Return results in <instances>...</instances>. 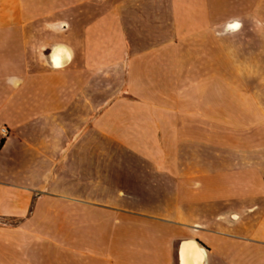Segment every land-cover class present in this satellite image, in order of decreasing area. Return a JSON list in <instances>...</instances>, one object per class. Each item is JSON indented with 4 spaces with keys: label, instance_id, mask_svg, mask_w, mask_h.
<instances>
[{
    "label": "crops",
    "instance_id": "obj_1",
    "mask_svg": "<svg viewBox=\"0 0 264 264\" xmlns=\"http://www.w3.org/2000/svg\"><path fill=\"white\" fill-rule=\"evenodd\" d=\"M253 26L264 0H0V264H264V139L234 132L264 66H217Z\"/></svg>",
    "mask_w": 264,
    "mask_h": 264
},
{
    "label": "rangeland",
    "instance_id": "obj_2",
    "mask_svg": "<svg viewBox=\"0 0 264 264\" xmlns=\"http://www.w3.org/2000/svg\"><path fill=\"white\" fill-rule=\"evenodd\" d=\"M60 44V43H59ZM225 46H230L233 48V50L236 51H245L249 54L248 63L249 66L254 67H263L264 66V26H253V27H243L240 32L238 33V36H236L235 39H232V42L225 43L220 42L218 39L217 42V66L218 67H229L231 64L228 60H225L223 58H220V53L223 52L225 49ZM232 66V65H231ZM232 78L233 81L236 78V76H230V75H218L217 76V83L224 82V78ZM250 77H256L261 78V76H250ZM255 81V80H254ZM250 119H254V116L249 117ZM217 131L218 132H224L226 131L224 124H217ZM234 132H246L247 139L246 141L248 143L260 141L264 139V122L261 123H255V122H247L242 124V128L238 130H234ZM229 140V139H228ZM233 140H236V137L234 136ZM224 139H218V142H223Z\"/></svg>",
    "mask_w": 264,
    "mask_h": 264
},
{
    "label": "bare ground",
    "instance_id": "obj_3",
    "mask_svg": "<svg viewBox=\"0 0 264 264\" xmlns=\"http://www.w3.org/2000/svg\"><path fill=\"white\" fill-rule=\"evenodd\" d=\"M241 23L238 21H231L226 23V25L221 29V34H230L238 31L240 29ZM70 58L69 50L62 44H58L54 47L51 52V62L54 66L60 67L65 65ZM196 249V247H193ZM196 251V250H195ZM201 255L195 252L192 257L183 260V264H201Z\"/></svg>",
    "mask_w": 264,
    "mask_h": 264
},
{
    "label": "built area",
    "instance_id": "obj_4",
    "mask_svg": "<svg viewBox=\"0 0 264 264\" xmlns=\"http://www.w3.org/2000/svg\"><path fill=\"white\" fill-rule=\"evenodd\" d=\"M8 134V128L6 126L0 127V136L1 138L5 137Z\"/></svg>",
    "mask_w": 264,
    "mask_h": 264
},
{
    "label": "trees",
    "instance_id": "obj_5",
    "mask_svg": "<svg viewBox=\"0 0 264 264\" xmlns=\"http://www.w3.org/2000/svg\"><path fill=\"white\" fill-rule=\"evenodd\" d=\"M2 141L0 142V145H1Z\"/></svg>",
    "mask_w": 264,
    "mask_h": 264
}]
</instances>
